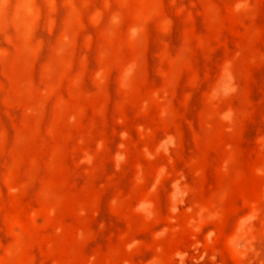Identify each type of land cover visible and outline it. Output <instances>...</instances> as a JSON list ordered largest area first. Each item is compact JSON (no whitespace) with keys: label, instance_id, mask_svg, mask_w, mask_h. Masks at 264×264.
<instances>
[{"label":"rangeland","instance_id":"obj_1","mask_svg":"<svg viewBox=\"0 0 264 264\" xmlns=\"http://www.w3.org/2000/svg\"><path fill=\"white\" fill-rule=\"evenodd\" d=\"M0 264H264V0H0Z\"/></svg>","mask_w":264,"mask_h":264}]
</instances>
